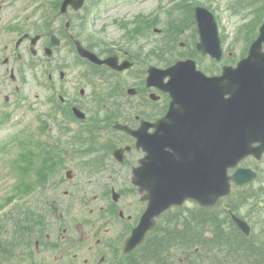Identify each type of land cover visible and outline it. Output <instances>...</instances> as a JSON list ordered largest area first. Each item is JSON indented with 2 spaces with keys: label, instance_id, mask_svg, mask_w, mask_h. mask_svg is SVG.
<instances>
[{
  "label": "flooded vegetation",
  "instance_id": "flooded-vegetation-1",
  "mask_svg": "<svg viewBox=\"0 0 264 264\" xmlns=\"http://www.w3.org/2000/svg\"><path fill=\"white\" fill-rule=\"evenodd\" d=\"M107 1L84 0L81 7L69 6L64 11V0H0V66L10 68L14 79L15 68L20 75V69L30 67V81L39 83L48 95L43 98L44 111L38 110V95L30 99L41 121L43 159L50 166V181L43 198L45 211L52 206V211L57 210L65 218L68 214L64 210H77L83 202L93 203L91 224L88 229L83 228V235L79 237L74 229L58 226L61 219L50 220L46 214L36 219L40 236L34 239V244L26 245L28 264H140L136 250L125 252V243L147 205L146 192L132 182L134 170L145 153L137 147L136 137L115 125L138 128L143 119L159 120L168 111L171 96L157 86L148 87L143 72L140 73V17L135 23L137 34L132 35L138 39L125 46L111 47L110 43L100 41L97 31L86 27L92 9ZM196 37L194 30L186 43H181V49L190 53L184 54L193 56L207 73L220 74L225 64L223 58L218 61L209 55L194 53ZM76 40L101 58L116 54L120 61L125 59L131 66L116 69L80 59ZM49 51L53 54L51 57ZM67 51L73 52L77 60H65L63 52ZM56 54L57 59L53 60ZM32 66L42 68L39 76L33 75ZM49 67L59 72L60 83L54 91L49 89L48 79L53 78ZM69 77L73 82L78 78V85L65 84L64 80ZM224 97L228 98L229 94L220 95L221 102ZM153 130L151 127L150 131ZM118 148L123 149L120 156L115 154ZM251 160L264 159L248 157L243 164L252 167L246 163ZM54 168L60 170L61 178ZM68 170L72 173L69 178ZM78 172L86 179L97 181L99 187L92 198L84 199L86 194L81 193L77 196L78 190L73 187H61H69L67 182L74 181ZM260 178L264 174L258 172L256 180ZM107 179L113 180L109 187L101 182ZM236 188L244 187H234L213 210L194 200H187L182 206L189 217V226L199 225L201 220L209 233V223L214 219L220 232L228 224L236 232L232 241L221 236L231 246H220L216 257L198 260L191 254L188 264H264V204L254 218L252 212L243 209L245 199L236 194ZM176 211L173 206L168 214L173 224ZM234 215L246 220L248 232L236 223Z\"/></svg>",
  "mask_w": 264,
  "mask_h": 264
},
{
  "label": "water",
  "instance_id": "water-1",
  "mask_svg": "<svg viewBox=\"0 0 264 264\" xmlns=\"http://www.w3.org/2000/svg\"><path fill=\"white\" fill-rule=\"evenodd\" d=\"M196 15L202 39L199 47L219 58L220 39L213 14L198 7ZM263 43L264 22L249 55L236 67L225 66L219 76L208 77L191 59L167 69L150 68L148 83L168 90L172 101L163 118L144 122L134 131L138 145L146 151L135 170L134 182L149 192V203L127 239L126 250L144 240L156 217L170 204L182 203L190 193L198 194L205 204H215L230 191L228 168L249 153L260 156L264 151ZM107 62L113 64L114 60ZM166 76L170 80L164 84ZM227 93L229 98L221 102L220 95ZM149 126L155 127L153 133L148 132ZM255 141L260 145L253 146ZM255 174L252 169L238 168L233 178L243 183ZM239 223L247 229L246 222Z\"/></svg>",
  "mask_w": 264,
  "mask_h": 264
},
{
  "label": "rangeland",
  "instance_id": "rangeland-1",
  "mask_svg": "<svg viewBox=\"0 0 264 264\" xmlns=\"http://www.w3.org/2000/svg\"><path fill=\"white\" fill-rule=\"evenodd\" d=\"M173 1L176 0H108L91 12L89 16L90 28L92 31H97L98 35L104 37L106 41H119L124 38V31L118 27L120 23H124L131 18L136 19L140 17V52L143 54L144 59L156 61L155 59L160 58L163 52L166 51V48L161 47L160 49H156V45L160 40V35L154 31V27L163 29L170 21L175 22V20L178 21L179 17L182 18L185 14L188 15L189 12L186 9L187 3L191 5L203 3V5L210 7L218 18L224 46V63L234 64L239 57L246 53L249 44L255 38L254 32L258 29L264 17V0H183L182 3L174 8H165L166 6H171ZM256 20L259 21L254 27L253 23L256 22ZM155 23L156 25H154ZM144 44L147 46L142 47ZM149 56L151 57L148 58ZM63 57L65 60H77V56L71 51L63 52ZM208 62L211 63L210 61ZM146 63L145 61L143 66L145 64L146 67ZM208 68H212V66ZM72 76H74V74H70V77ZM70 77L64 80L65 84L72 86L74 84L78 85V78L73 82V78ZM59 82L60 78L56 72L54 73L52 83L58 88ZM17 84H19L18 81H12V79L9 78L5 67L0 66V118L5 113V115H7V117L3 119V122L0 121L2 124H0V206L7 199V196L10 197L14 194L18 195L17 186L20 180L22 181V179L28 175L30 167L32 168L31 172H37V167L40 164L38 162L31 163L24 159L23 156L29 150L23 143L25 136L22 135L20 137L22 146H18L15 139L18 138V134L27 132V129L29 132H32L33 129L36 130V126L39 124L36 123L39 115L37 114L34 117V113L30 110V106L27 105V103L25 104V97L29 96L30 99H34L38 95V110L44 111L46 107L43 105V98L48 95L44 94V89L40 85H35L32 81L18 93L15 89ZM7 96L9 97L7 98ZM27 134L28 133H26V135ZM14 136H16V138ZM5 144L7 146L10 144V149L3 150L2 145ZM246 163H251L253 168L264 174V160H251ZM75 176L74 181L67 182L69 187L62 186V188L66 189L73 187V190H78L76 193L77 196L81 193L86 194L84 199L92 198L96 189L99 187L96 183L97 181L82 177L80 172ZM101 182L109 187L112 185L113 180L107 179ZM61 192L62 189L60 190V193ZM236 194L245 199L242 205L243 209L246 210V212H252L255 218L263 209L264 178L257 179L249 187L236 188ZM92 207L93 203L83 202L82 207L79 206L77 210L65 212L68 214V217L64 219L66 224L60 223L57 225L74 229L75 235H78V237L79 235L82 236L83 228L88 229L91 224ZM41 208L45 209L46 206L40 205L37 209ZM12 212L13 211L7 212L10 214L7 220L3 219L6 215L0 219V241L6 242L12 237L13 231L19 230V214L16 218H13ZM43 213H45L50 220L52 218H58V211L50 212L49 214L44 211ZM0 216H3V214ZM227 226L228 228L221 230L217 236L219 244L222 242L221 236L228 237L229 241H232L233 237L236 236V232L231 227V224ZM174 230H179L177 224ZM200 234L201 233L197 236ZM78 240L79 239H77V241ZM216 247L217 245L214 244L211 249H215ZM22 251L23 250H20L19 253ZM24 264H26V262H24Z\"/></svg>",
  "mask_w": 264,
  "mask_h": 264
},
{
  "label": "trees",
  "instance_id": "trees-1",
  "mask_svg": "<svg viewBox=\"0 0 264 264\" xmlns=\"http://www.w3.org/2000/svg\"><path fill=\"white\" fill-rule=\"evenodd\" d=\"M156 236L157 235H155L154 239H147V242L144 245V250L147 249V248H145L147 245H150V248L145 251V253H146L145 256L146 257L148 256V259L146 258L145 261H149L152 264H160L164 260L162 253L158 252L159 245L161 243L163 244V241L161 240L160 236H158L157 238H156ZM155 256L160 257L158 262H157V259H155Z\"/></svg>",
  "mask_w": 264,
  "mask_h": 264
}]
</instances>
